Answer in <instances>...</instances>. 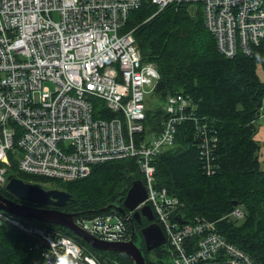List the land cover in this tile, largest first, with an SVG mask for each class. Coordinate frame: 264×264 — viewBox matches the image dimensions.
Masks as SVG:
<instances>
[{"label": "built area", "instance_id": "1", "mask_svg": "<svg viewBox=\"0 0 264 264\" xmlns=\"http://www.w3.org/2000/svg\"><path fill=\"white\" fill-rule=\"evenodd\" d=\"M149 1L152 16L172 3L199 9L223 57L249 56L264 39V0ZM141 5V0H0V187L11 162L24 175L69 183L82 180L96 164L128 158L137 163L146 190L136 210L151 208L170 264H254L211 222L186 219L183 202L156 186L152 161L172 147L178 126L190 120L203 138L212 122L194 117L189 97L177 93L164 101L159 129L146 126L144 103L158 72L142 60L133 30L122 29ZM198 147L201 170L212 176L211 149L204 138ZM117 207L73 219L97 240L134 243L133 211L121 215ZM230 213L244 217L237 208ZM4 223L36 239L33 246L44 264H101L59 231L0 210Z\"/></svg>", "mask_w": 264, "mask_h": 264}, {"label": "trees", "instance_id": "2", "mask_svg": "<svg viewBox=\"0 0 264 264\" xmlns=\"http://www.w3.org/2000/svg\"><path fill=\"white\" fill-rule=\"evenodd\" d=\"M141 1L139 9L130 11L122 29L133 30L142 60L151 63L158 72L156 84L144 103L146 126L153 131L159 129L165 115L160 103L179 93L193 99L197 115L215 124L212 129L217 136L210 154L214 171L210 176L201 170L204 161L199 159L192 125L189 123L187 133L183 132L184 127L177 128L172 147L152 161L156 186L166 188L183 202L180 211L186 219L198 216L211 222L215 232L249 254L254 264H264V171L259 168V145L254 141L253 125L264 102V40L252 48L251 56L239 53L234 58L223 57L216 51L199 9L172 3L152 16L155 6L149 0ZM152 101L159 105H151ZM10 167L8 175L24 182L49 181L60 185L71 195L63 212L90 217L108 206L106 211L113 205L122 206L127 189L143 179L137 163L128 158L96 164L82 180L69 183L24 175L18 172L15 162ZM0 195L13 198L4 186L0 187ZM235 201L244 212L241 220L230 217ZM29 221L63 233L84 249L86 246L101 264H131L129 257L95 250L60 225ZM147 223L144 217L140 223L134 222V237L141 238L140 228ZM35 240L8 223L0 225V264H44L39 250L33 246ZM153 253V260L148 258L150 254L143 253L145 264H170L167 252L161 248H155Z\"/></svg>", "mask_w": 264, "mask_h": 264}, {"label": "water", "instance_id": "3", "mask_svg": "<svg viewBox=\"0 0 264 264\" xmlns=\"http://www.w3.org/2000/svg\"><path fill=\"white\" fill-rule=\"evenodd\" d=\"M7 183L5 190L14 198L22 200L23 203H34L36 205H49L53 208H39L32 205H25L18 201L10 200L4 195H0V210L10 213L14 217L23 218V220H37L38 222H48L54 225H60L65 230L73 232L84 243L92 246L95 250H105L106 252H118L129 257L131 264H145V257L143 256L142 249L132 242L131 239L125 242H104V240L92 237L88 232L79 229L73 219L76 213H65L61 208H65L66 203L71 195L60 189H43L36 184L27 183L18 177L7 175ZM142 180H136L128 188L125 197H123L122 206L117 207L121 215L125 214V210L132 212V219L136 223H140L141 217L148 222L147 225L140 228L142 243L145 246V252L151 251L153 248H160L165 245L164 235L162 230L154 220L151 208L143 205L137 209V205L144 201L146 190L143 187ZM237 205V202H233ZM107 208L102 209L105 211ZM79 215V214H78ZM180 222H183L180 216L177 217ZM132 219L130 221L132 223ZM133 224V223H132ZM133 230V225L131 226Z\"/></svg>", "mask_w": 264, "mask_h": 264}, {"label": "rangeland", "instance_id": "4", "mask_svg": "<svg viewBox=\"0 0 264 264\" xmlns=\"http://www.w3.org/2000/svg\"><path fill=\"white\" fill-rule=\"evenodd\" d=\"M189 9L190 10H192L191 8H190V6H189ZM53 18H55L56 16H55V14H52L51 15ZM264 40V39H263ZM262 40V41H263ZM261 41V42H262ZM261 44V43H260ZM260 44H258V45H260ZM257 45H255V46H253V47H256ZM252 47V48H253ZM252 50V49H251ZM238 55V54H237ZM236 55V56H237ZM249 56H251V54L249 55ZM234 58V57H233ZM261 68L260 67H258V71H257V73H258V75H259V77H261V79L263 78L261 75H262V73H261ZM44 85L46 86V87H48L51 91L52 90H54V86L53 85H51V84H49V83H44ZM147 98V97H146ZM166 100V99H165ZM163 103H164V101L162 102V103H160V106H161V108H163ZM261 104H262V107L259 109V112H257V114H256V116H255V120L253 121V125H254V129H255V136H254V141H256V143H257V145H259V150H258V152H257V158L259 159V161H260V165H259V168L261 169V170H263L264 171V102H261ZM151 105H159L156 101H152L151 102ZM188 107H189V109H193L194 110V112H195V114H194V117H196V118H201L202 116H200V115H197V112H196V110H198L197 109V107H195V105L193 104V99L192 98H190L189 97V100H188ZM163 110H164V108H163ZM163 117H164V115H163ZM162 117V118H163ZM161 118V119H162ZM189 123L192 125V127H191V130H192V134H193V136H194V139H195V145H196V147L198 148V151H199V147H198V145L200 144V142L202 141V139L204 138L205 139V141H206V143H207V145L209 146V148L211 149V152L213 151L212 150V147H213V144H215V142H216V140H217V136H216V134L215 133H213V127H215V124H213V123H211V124H209V125H207V127H206V135H205V137H197V135L195 134V131H194V124H193V122L192 121H190V120H187V122H184L183 124H180L179 126H178V128L179 127H184L185 128V130L183 131L184 133L186 132H188L187 130H188V127H189ZM176 132H177V129H176ZM176 134V133H175ZM176 138V137H175ZM12 163V162H11ZM50 181H52V180H50ZM27 183H33V184H36V186H39L40 188H43V189H60V190H62L60 187H58V186H60V185H58V184H53V183H51V182H49V181H46V182H42V183H39V182H36V181H29V182H27ZM63 191V190H62ZM233 208H237V209H239L242 213H243V215H244V212H243V210H242V206L241 205H233ZM134 243L137 245V246H139V247H141V245H142V243H141V238L139 237V235H136V237H134ZM85 248H86V250L87 251H89L90 249L89 248H87L86 246H85ZM161 249H162V251L163 252H166V249H167V244H165V246H163V247H161ZM166 255H167V253H165ZM144 256V255H143ZM149 259H151V260H153V259H155V256H154V253L152 252L150 255H149V257H148ZM167 261H169L170 260V256L168 255L167 256V259H166Z\"/></svg>", "mask_w": 264, "mask_h": 264}, {"label": "flooded vegetation", "instance_id": "5", "mask_svg": "<svg viewBox=\"0 0 264 264\" xmlns=\"http://www.w3.org/2000/svg\"><path fill=\"white\" fill-rule=\"evenodd\" d=\"M12 200L13 201H18V202H21L22 204H25V205H32V206H36V207H39V208H50V209H57V208H53L52 206H49V205H36V204H34V203H30V204H28V203H23L22 202V200H19V199H17V198H12ZM62 210H63V208H61ZM166 244V243H165ZM165 246V245H164ZM142 250H143V252L142 253H145L146 255H149L151 252H153V250L155 249V248H153L151 251H148V252H145V246L143 245V247L141 246L140 247ZM157 248V247H156ZM161 248V247H160Z\"/></svg>", "mask_w": 264, "mask_h": 264}, {"label": "crops", "instance_id": "6", "mask_svg": "<svg viewBox=\"0 0 264 264\" xmlns=\"http://www.w3.org/2000/svg\"><path fill=\"white\" fill-rule=\"evenodd\" d=\"M151 90H152V89H151ZM151 90L146 94V95H147V96H146L147 98H146L145 102L148 101V99H149V98H148V94L151 92ZM144 106H145V105H144Z\"/></svg>", "mask_w": 264, "mask_h": 264}, {"label": "clouds", "instance_id": "7", "mask_svg": "<svg viewBox=\"0 0 264 264\" xmlns=\"http://www.w3.org/2000/svg\"><path fill=\"white\" fill-rule=\"evenodd\" d=\"M60 264H64V261H63V260H61Z\"/></svg>", "mask_w": 264, "mask_h": 264}]
</instances>
